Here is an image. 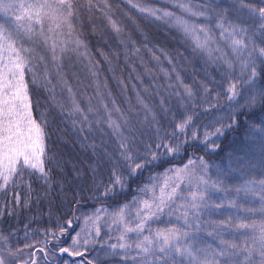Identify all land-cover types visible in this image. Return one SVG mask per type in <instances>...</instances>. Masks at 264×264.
<instances>
[{"label":"snow or ice","instance_id":"6c2138e0","mask_svg":"<svg viewBox=\"0 0 264 264\" xmlns=\"http://www.w3.org/2000/svg\"><path fill=\"white\" fill-rule=\"evenodd\" d=\"M128 3L145 16L178 28L191 41L193 52L204 54L206 63L223 70L226 99L239 100L233 105L234 112L230 111L231 122L218 119L197 128L195 113L189 112V106L195 107L196 92L178 72L176 84L169 87L174 89L172 94L183 111L172 112L161 99V111L157 113L139 96L142 118L126 114L114 99L111 108L101 101L103 115L91 98L82 107L63 78V64L73 56L90 57L80 30L83 8L91 11L100 7L112 30L123 32L113 19L109 0H0V217L29 206L34 178L50 188L51 170L58 164L48 149L45 113L37 118L33 112L29 83L54 87L47 64L43 73L35 70L38 61L54 66L55 75L68 92V115L77 117L73 124L79 123L81 131L89 132L93 123L106 124L115 141L111 151L101 145L97 152L98 146L90 145L97 158L87 169L91 174L89 199L118 201L133 178L166 165L162 173L150 176L154 182L139 187L138 195L130 201L115 203L111 208L102 203L90 215L70 213L72 218L57 219L55 227L42 230L41 239L25 242L22 247L13 242L14 233L0 229V264H55L57 253L80 258L79 264H110L117 258L119 264H264V181L258 193L259 209L245 207L244 216L203 219L213 208L240 205L235 200L211 203V193L225 189L221 181L209 176L203 157L193 155L182 164L173 163L177 157L185 159L192 142L218 148L215 138L236 124L237 115L264 112V0H236L235 19L208 6L194 10L191 0H170L180 14L141 0ZM41 44L50 53V60L38 54L37 45ZM29 73L30 79L26 78ZM165 75L172 78L167 72ZM199 86L205 95L212 91L203 81ZM59 107L65 110L63 104ZM134 111L129 109L130 113ZM260 123L264 125V120ZM81 177L87 178L86 173L77 170L76 178ZM22 189L27 190L23 200ZM83 191L81 187L80 192L73 193V204H80ZM235 192L256 194L249 185ZM257 211L262 217L259 222L247 215ZM74 227L79 230L69 235ZM102 229L107 230L103 235ZM233 230H244L246 238L225 239L224 234ZM200 233L217 243H208ZM64 239L70 240L68 246H62ZM93 251L97 252L95 258H88Z\"/></svg>","mask_w":264,"mask_h":264},{"label":"trees","instance_id":"16d2710c","mask_svg":"<svg viewBox=\"0 0 264 264\" xmlns=\"http://www.w3.org/2000/svg\"><path fill=\"white\" fill-rule=\"evenodd\" d=\"M141 2L180 14L170 0ZM109 3L112 5L113 19L120 24L123 32L117 34L112 30L100 7H95L91 11L83 8L80 12V30L82 38L88 45L90 57L73 56L71 61L65 60L63 64V78L82 107H85L88 98H91L92 105L99 108V114L103 115L101 101L111 108L114 99L126 114L134 117L139 114L142 118L143 108L137 99L139 96L157 113L161 111V99L172 112L183 111L178 98L172 94L174 89L169 87L170 84H176L175 73L178 72L184 83L191 85L196 92L195 107L189 106V112L195 113L194 123L197 128L202 129L205 125L214 124L218 119L231 122L228 119L230 111L234 112L233 105L239 103V100L229 102L226 99V83L222 77L223 70L219 66L206 63L207 57L204 54L193 52L191 41L186 39L178 28L145 16L133 8L128 0H109ZM191 5L194 10L197 7L208 6L215 12L224 11L231 19H235L238 14L236 0H191ZM37 52L50 60V53L46 51L44 45H37ZM89 59L92 61L91 64ZM45 64L54 87L45 88L39 83H29V90L34 115L39 118V114L43 112L49 122L47 145L58 164L52 167L50 188L42 180L34 178L29 206H20L14 215L0 217V229L14 233L13 242L21 247L25 242L41 239L42 230L55 227L57 219L62 220L65 216L72 218L70 213L77 215L82 208L102 203L111 205L130 199L136 188L149 176L163 172L166 167L165 165L153 168L133 178L128 190L118 198V201L98 202L89 199L87 187L91 183V174L87 169L97 158L90 145L95 143L98 146L97 152L101 150L99 147L101 145L111 151L115 141L111 138L110 129L106 124L93 123L91 132L87 129L81 131L79 123L73 124L77 117L68 115L70 110L68 92L60 82V77L55 75L54 66L48 61H38L35 70L38 74L43 73ZM165 72L172 78L169 79ZM30 76L29 73L26 78L30 79ZM200 81L209 85L212 89L210 94L203 93L199 86ZM60 104L65 106L64 111L60 109ZM130 108L135 111L130 113ZM262 120L264 112L261 111L239 114L236 124L223 136L215 138L218 148L213 150L199 142H192L184 154L185 159L177 157L173 161L175 164H182L186 162L187 157L193 155L203 157L208 164L209 176L212 180L221 181V187L225 189L212 192L211 203L235 200L240 205L239 208H213L205 212L203 219L219 220L228 216H244L245 207L260 208L258 193L261 182L264 181V131L261 130L264 125L260 123ZM77 170L86 173L87 178L77 179ZM243 185H249L256 194L250 192L246 196L243 193L237 195L235 189ZM81 187L84 188L81 193L83 199L79 205H75L72 203L73 193L80 192ZM19 191L22 200L25 199L27 190ZM247 215L257 222L262 219L258 211ZM75 228L70 230L69 235ZM25 232L29 233L28 237L25 236ZM200 235L208 243H217L205 233ZM224 238L243 240L246 233L244 230H233L226 232ZM65 242L64 239L62 246H65ZM79 259L62 255L55 264H79ZM110 264H119L118 258L112 259Z\"/></svg>","mask_w":264,"mask_h":264},{"label":"rangeland","instance_id":"374dc122","mask_svg":"<svg viewBox=\"0 0 264 264\" xmlns=\"http://www.w3.org/2000/svg\"><path fill=\"white\" fill-rule=\"evenodd\" d=\"M0 22H3V18L2 17H0ZM160 173H162V172H156V173H154L153 175H151V176H156L157 174H160ZM150 177V176H149ZM150 182H154V181H150L149 180V178H147L141 185H139L137 188H136V191H135V194L130 198V199H128V200H125V201H123V202H126V201H130L134 196H136V195H138V192H137V189L139 188V187H141V186H143V185H145V184H149ZM123 202H120V203H123ZM115 204H111V205H105V206H108V207H112V206H114ZM99 207H101V205H98V206H94V207H86V208H82V209H80L79 211H78V214L77 215H81V214H83V215H90L96 208H99ZM80 226H82V222L80 223ZM79 230V228L78 227H76L75 228V230L74 231H78ZM74 231L70 234V235H72V234H74ZM107 230L106 229H102V235L104 234V232H106ZM114 235V234H113ZM106 238V237H105ZM66 240V242H65V246H68L69 245V243H70V240L69 239H65ZM110 242H114V241H110ZM97 255V252L96 251H93V252H91L90 254H89V256H88V258H95V256ZM62 255H60L59 253H57V255H56V257L54 258L55 259V261H57V259L58 258H60ZM101 258H103V256H102V254H101ZM41 264H43V262H41Z\"/></svg>","mask_w":264,"mask_h":264}]
</instances>
